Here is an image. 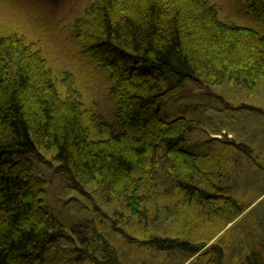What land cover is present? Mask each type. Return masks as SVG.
<instances>
[{
  "label": "trees",
  "instance_id": "1",
  "mask_svg": "<svg viewBox=\"0 0 264 264\" xmlns=\"http://www.w3.org/2000/svg\"><path fill=\"white\" fill-rule=\"evenodd\" d=\"M237 1L249 20L214 0H92L73 37L107 77L110 118L2 29L0 264H225L237 235L236 264H264L244 231L264 190L239 185L242 164L264 170V146L228 137L253 119L264 130V0ZM223 85L237 92L221 107L194 100Z\"/></svg>",
  "mask_w": 264,
  "mask_h": 264
},
{
  "label": "rangeland",
  "instance_id": "2",
  "mask_svg": "<svg viewBox=\"0 0 264 264\" xmlns=\"http://www.w3.org/2000/svg\"><path fill=\"white\" fill-rule=\"evenodd\" d=\"M91 1L0 0V34L3 28L9 27L25 34L30 40L35 42L34 46L36 50L41 51L42 55L47 58L53 83L64 85V81L66 82L70 79L78 82L84 90L88 101L96 107L98 114L103 115L105 118H110L112 114V101L109 97L107 77L103 69L82 51L73 37L74 21L78 16L82 15ZM214 1L219 6L224 17L244 22L249 20L247 16L242 15L241 7L237 0ZM188 87L190 88V84ZM236 92L233 86L223 85L222 87H213L205 93L198 94L197 92L194 100L204 102L208 107L219 108L222 105V101L220 100L221 95L233 99ZM232 105L236 106L239 103L234 102ZM234 114L236 116L239 115V110L228 109L226 118ZM227 120H230V118L228 117ZM212 124L214 123L212 122ZM252 124L249 126L246 122H240L234 127L236 133L232 132L228 137H245V134L250 131L249 135L258 141L257 145L264 146V130L259 127V120L253 119ZM207 127L210 132L209 138L214 136L221 137L219 134H214L209 125ZM256 134L257 136H255ZM244 165L242 164L244 173L239 185H243L244 189L242 193L243 195L245 194L244 198L250 199L264 190V170L255 169L256 172L251 175L254 170L252 169V173H250L248 167ZM39 167L42 175H46L47 167L43 165H39ZM58 185L62 187L61 183L56 180V183L52 186L53 195L59 194L60 197L65 196L61 194V189ZM252 211L255 225L247 224L244 231L255 243V250L261 253L264 261V194L250 207L249 212L251 213ZM240 222H242V219L236 221L232 225V228ZM242 223L246 224L248 222L243 221ZM247 244V241L243 240L242 236H235L232 244H228L229 246L223 259L224 263L236 264L237 259H232V253L234 252L236 256L241 257ZM241 259L243 261L244 256Z\"/></svg>",
  "mask_w": 264,
  "mask_h": 264
},
{
  "label": "water",
  "instance_id": "3",
  "mask_svg": "<svg viewBox=\"0 0 264 264\" xmlns=\"http://www.w3.org/2000/svg\"><path fill=\"white\" fill-rule=\"evenodd\" d=\"M229 226H230V225H229ZM229 226H228V227H229ZM228 227H227V228H228Z\"/></svg>",
  "mask_w": 264,
  "mask_h": 264
}]
</instances>
